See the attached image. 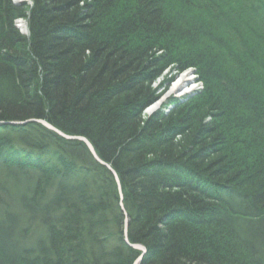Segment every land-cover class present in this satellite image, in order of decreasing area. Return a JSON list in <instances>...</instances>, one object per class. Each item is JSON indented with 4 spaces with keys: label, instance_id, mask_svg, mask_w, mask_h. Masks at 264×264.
<instances>
[{
    "label": "trees",
    "instance_id": "1",
    "mask_svg": "<svg viewBox=\"0 0 264 264\" xmlns=\"http://www.w3.org/2000/svg\"><path fill=\"white\" fill-rule=\"evenodd\" d=\"M41 1L34 0L35 8L39 7ZM152 1L135 0L134 2L141 3L140 6L124 12L126 17L122 18H127V23L122 24V28L120 27L121 29L117 31L114 25L116 32L114 30L112 32H115L116 48L119 50L111 51L107 47H110L109 44L112 41L115 42L113 36L104 38L102 41L93 40L88 36L87 41L77 42L75 33L73 37L53 33V30H50L52 25L48 26L49 29L44 28L43 34H39L41 35L39 39H35L37 33L33 32L31 42L22 37L20 43H16L14 38L17 31L14 30L13 21L15 17L23 15L24 9H19L12 4L6 7L0 0V6L3 5V10L0 12V34L4 35V29L10 30L8 36L0 41V59L2 62L7 61L2 65L5 69L0 68L2 70H0V75L4 76L3 74L10 71L9 74L14 77L13 67L9 68V71L5 67L8 62L15 65L19 64L23 57L36 55L38 62H41L39 64L42 69V78L46 85L45 88L42 86L40 94L35 90L33 94L35 100L29 98L30 101L24 104L25 108L15 104L12 106L13 104L10 103L8 105L11 107L9 114L13 117L20 114L24 118L44 119L69 136L82 135L89 139L95 146L98 156L109 163L123 179L125 197L128 195L124 206L131 215L130 227L134 232L131 242L141 243L148 250L143 264H152V262L157 264H242L239 259L243 261L245 255L240 248L234 249L231 246L233 238L230 240V247L227 248L225 247L227 242L224 239L220 240L221 243L217 241L220 236L218 231L227 233L226 226L229 220L226 223L215 220L216 215L212 213V208H214L212 206H220L222 215L226 216L229 213V206H236L238 200L246 209H253V220H261L264 228V210H261L264 206V41L253 45L252 42L251 44L247 42L249 47L245 43L246 50H236L233 48L234 42L230 40L229 33L218 30L217 23L213 29L210 27L212 24L206 20L208 19L206 11L199 6L200 0H187L188 4L174 0V7L166 10H164V3L154 5ZM207 2L218 7L215 10L216 13L233 11L235 13L232 14L233 19L238 24L235 25L238 30L241 16L254 13V20L257 22L256 13L264 11L261 4L264 0H207ZM55 3L53 2L54 5ZM248 3L250 5L248 10L242 12L241 8ZM100 9H96L97 12ZM236 9H240V12ZM35 14L36 12H33L32 15ZM55 14L57 15V12ZM200 14H203L205 19L200 17ZM68 16L69 14L66 13L65 17H61L63 18L61 21L56 20L57 23L65 25L66 22H72L76 18ZM168 16L172 20H169ZM223 16L225 18L228 15ZM43 18L50 19L52 16L48 15ZM242 20L244 23L253 21L251 16ZM75 21L74 24L83 25L81 20L76 18ZM204 21L205 26L217 35L215 37L208 34L207 39L217 41L227 48L231 46L229 50L237 52H231L236 56V60H226L223 54H212L209 43L205 41L207 39L201 38L200 33H194V31H201L204 35L205 31L200 27V25L203 26ZM216 21L220 22L218 18ZM185 26L191 29L183 31L186 29ZM261 29L264 30V26ZM260 33L261 31L258 34ZM173 34L181 36L180 40L175 39ZM118 38L121 39L118 40ZM153 41L154 43L151 44ZM24 42L32 45L28 46ZM198 42L204 43L206 48H201ZM207 47H209L207 53L209 52L210 57L203 59L202 54H204L203 51L206 52ZM159 51L164 53L166 59L162 65L154 63L153 69L148 64L153 62V55ZM88 52H90L91 61L86 63L82 57ZM242 52H248L246 59H240ZM71 54L75 57L69 61ZM46 58H49L51 63L46 61ZM170 66L179 71H185L188 68H194L197 71L205 87L200 98L207 106L215 110L213 116H209L219 115L218 118L222 117L223 121L227 117L229 120L226 122L230 123L231 134L221 129L222 123L220 122L210 126V124H203L200 120L197 128L190 122L183 123L187 122V119L178 118L177 114L171 115L167 120L156 115L145 125L141 123L139 116L143 107L142 103L151 95V91L145 87V81L139 78V75L143 73L150 75L156 70H165ZM25 74L23 77L20 75L22 82L32 78L29 72L25 71ZM53 77L57 84L47 87L46 82L52 81L53 79L50 78ZM114 81L116 83L111 86L114 85L116 90L123 88L122 94L115 95V97L108 96L105 88H109L110 83ZM229 90H232L231 93ZM5 103L4 100L0 101V114L4 113L2 107ZM236 122H240L243 127L235 128ZM184 124L188 126L191 124L192 128L201 131V143L191 139L187 144L175 145L173 139H168L171 131H179L173 125L186 128ZM19 129L21 131H12L9 135L14 134L19 137L14 139V142L18 141L23 145L30 144L31 147H27L26 151L31 149L32 154L22 151L17 157L4 156L3 153H12L11 151L16 150L17 147L14 142L11 143L0 137V182L15 183L18 190L16 194L1 184L4 189L0 193L2 194L0 197V264H81L76 260L79 256L83 258L82 255L85 261L83 264H132L137 257L136 252L125 249L126 254L129 255L128 260H120L116 256L117 250L108 248L111 245L109 238H114L110 233V227L112 228L115 223L117 226L113 231L116 232V241L118 240L119 245H123L121 247L126 248L122 242L123 219L120 200L110 172L95 162L83 143L68 142L38 124H29L26 128L19 127ZM255 130L262 135L260 140L251 139ZM235 135L238 137L234 138ZM224 148H229V150L224 151ZM150 155L153 156L151 161L147 157ZM214 155L217 158L210 162L209 160H212ZM72 156L73 158L76 156L77 161L81 162L83 168L81 173L84 172L86 176V187L88 193L91 191L89 194L93 198L88 199L85 196L81 200L82 203L78 204L74 196L70 197L68 210L53 212L54 204L59 202L60 197L53 198L52 193L48 192L49 198L44 192V185L52 182L51 177L48 178L51 175L50 170L57 171V164L60 160L71 161ZM137 167L155 169L165 176L162 181H170L162 190L156 187L154 195V198L162 203L170 201V208L165 205L160 206L157 213L150 215L144 214L140 206L133 208L130 204L133 196L140 194L139 192L143 191L145 185L139 184V180L135 182L131 175L127 176L124 173L137 170ZM93 172L101 179L104 178L103 185L102 183L97 185L95 177H92L93 180L88 177L94 175ZM257 173L260 177L257 181H252V174ZM68 174L71 173L68 172ZM192 178H198L206 189L202 190L200 183L189 185L188 180ZM105 186L107 189L104 188ZM102 188L106 189V194L102 192ZM205 192L214 195L212 201L208 200V203L213 205L206 203L207 206H202L197 201L199 197L201 199L205 197ZM47 197L48 199H45ZM40 198L54 204L47 205V209L44 208V212L38 214L42 217L38 224L39 231H35V236L38 237L35 244L37 251L31 256L32 261L28 262V259L24 258L28 254L19 253L18 249L13 250L9 247L6 236L11 229L14 231L22 228L21 230L30 233L22 221L25 219L26 225L33 221L29 215L30 212L40 213L39 209L33 210V204H38ZM8 199L12 204L7 209L2 203L6 204ZM140 200L143 202L147 199L142 197ZM12 205L18 208L14 209ZM24 208L28 212L26 218L19 213V210L22 212ZM179 209L182 210L178 211ZM114 210L119 211L118 216H115ZM235 210L230 209V215H235ZM74 211L76 217H72ZM77 211L83 212L82 218H79L80 213L78 214ZM170 211L171 213L167 214ZM238 211L237 215L240 214L239 209ZM99 212L108 213V215L103 216L105 223L101 224L100 236L94 243L89 233L100 229V222L94 220ZM176 212L182 215L178 220L174 216ZM17 214L20 216L18 217ZM196 215L201 218L200 227L194 223ZM17 217L18 221L13 225L12 223L15 222L12 219H17ZM241 220L245 226L242 230L243 234L249 237V234L252 235L250 228H254L252 220L242 218V216ZM57 221L64 222L72 229L66 228L61 223L57 224ZM42 225L45 231L41 232ZM263 228L261 230H264ZM61 231L66 233L68 231L69 234L77 236L73 242H67L70 243L69 245L65 243L63 249L61 245L69 239L72 241V237L68 238L66 236L68 234L63 235ZM152 232L154 236L151 235ZM255 235L254 232V235L246 240L251 241L250 244L257 240L264 247V231L259 237ZM12 237L15 235L13 234ZM79 243L85 245L86 250H73L72 245ZM93 244L96 246L94 247ZM238 246L240 247V244ZM247 246L243 244L246 249ZM95 255L98 257L96 262L92 261ZM246 255L250 257L249 260L252 259L251 264H264V248L254 255L246 251Z\"/></svg>",
    "mask_w": 264,
    "mask_h": 264
},
{
    "label": "rangeland",
    "instance_id": "2",
    "mask_svg": "<svg viewBox=\"0 0 264 264\" xmlns=\"http://www.w3.org/2000/svg\"><path fill=\"white\" fill-rule=\"evenodd\" d=\"M1 1L3 4V2L6 3V2H9L10 0H1ZM11 1H13L12 3L17 8L24 9L23 15H21L19 17H15L14 21H13L14 30L17 31V35H15L16 37L14 36L16 43L19 42L20 40H22V37L25 38L27 41L31 42V40L33 38V32L37 33V34H35V39L36 40L39 39V37L43 34L46 27L48 28L49 25L53 26L50 29V30H53V33L56 32V33H59L61 35L64 34V35H68V37H73L75 30L73 29V27L71 25L72 24L71 21L66 22L65 25L57 23V21L59 22L63 18L56 15L55 12H57V14H60V13H63V10H65L66 13L69 14V16L78 17L77 20L81 19L83 22V25H81V27L85 26L86 28L89 29L88 30L89 35H90L89 37L93 38V40L95 39L96 41H98V40L102 41V40H104V38H106V39L108 37L111 38V36L116 37V35H114L115 32L122 28V24L127 23V18H122L123 16L126 17V15H124V13L120 14V12L122 10L121 5H124L123 6L124 10L126 8H131V9L136 8L135 6H137L134 4L135 0H108V1H110L109 3L112 5H109L107 8L105 7V9L102 7H99V6L97 8V5H95L96 6L95 7L93 3L96 1H94V0L93 1L92 0H74V4H69V3H71L72 0H55V1L54 0H42L39 7L36 6V8H35L34 0H11ZM90 1H92V3ZM173 1L174 0H153L152 3H154V5H159V4L164 3V7H165L164 10H166V9H172L174 7ZM180 1L182 3L188 4L187 0H184V1L180 0ZM53 2H56L55 5L53 4ZM191 2L193 3V1H191ZM200 2H201L199 5L200 8L204 9V11H206V14H207L206 17H208V19H206V20L208 22H211V24L215 23V25H216V23H217L218 30L222 31L223 33H224V31H225V33L226 32L229 33L230 40L234 42V46H233L234 49H236V50L245 49V45L243 48H241V43L239 42L240 31L231 29V28H235L238 25L233 19L234 15H232V14H235V13L233 11H227V12H222V13L217 12L216 13L215 10L218 7L215 6L213 3H210L212 1L207 2V0H200ZM216 3L218 4V2H216ZM95 4H97V3H95ZM2 6H0V12H1V10H3ZM249 6L246 7V5L244 4V7L241 8V9H243L242 12H246L248 10L247 8H249ZM96 8L97 9L101 8L102 10L100 9L99 12H97ZM131 9H129V11ZM103 10H104V13L99 14L100 11H103ZM236 10H238L240 12V9H236ZM33 12H36V14L32 15ZM238 14L240 15L241 13H238ZM238 14H237V16H238ZM48 15L52 16V18H50V19L49 18L48 19L43 18V17L48 16ZM217 15H220V16L218 17ZM223 15H228V16H226L224 18ZM32 16H33V19H32ZM56 16H58L59 18ZM246 16H248V14ZM56 18H58V19H56ZM215 18L216 19L218 18V20L220 22L216 21ZM129 20H130V18H129ZM134 23H136V22H134ZM77 25H79V23ZM92 25H94V26H92ZM114 25H115L116 31L113 28ZM184 28H186V29L183 31H189L191 29V28L189 29L188 26H185ZM62 29H64V30L62 31ZM83 29L85 30V28H83ZM113 30L115 31L114 33H112ZM4 31H5L4 35H3V33L0 34V41L5 36H8V33L10 30L8 31V29H6V30L4 29ZM194 33H198V34L200 33L201 35H203L201 31H199V32L194 31ZM39 34H41V35L39 36ZM2 35H3V37H2ZM207 36H208V34L203 35L201 38L207 39ZM17 37H19V38H17ZM115 37L113 39V40H115V42L112 41V43L109 44L110 47H107V48L111 49V51H118L119 50V49L117 50V48H116ZM120 39L118 38V40H120ZM205 41L209 43V47L213 51V52H211L212 54L213 53L218 54V55L223 54L226 57V60L231 59L234 61L237 59L236 56L233 53H231L234 51L229 50V48H231V46L229 48H227L226 46H222L217 41L215 42L214 40H208L207 39ZM25 43H27V42H24V44ZM107 43H108V41H107ZM250 44H251V42H250ZM27 45L30 46L32 44L27 43ZM246 45H247V47H249L247 43H246ZM234 53H237V52H234ZM73 55L74 54H71L69 56V58H68L69 61H71V59H73V57H75ZM90 58H91L90 52H88L84 57H82V59L85 60L86 63H87V61H91ZM45 60L48 61L49 63H51L49 61L50 60L49 58L48 59L46 58ZM67 62L68 61H66V63ZM39 63L41 64V62H38V60L36 59V55H32L29 57L28 56L23 57V60H21V62L19 64L14 65V63L8 62V65L5 66V67H7L8 71L10 70L9 68L13 67V72L15 74L14 77H13V75L11 77V74H9L10 71L6 74H3L4 76L0 75V101L4 100L6 102L4 104V107H2L3 108L2 111L4 113L0 114V115H2V117H0V137L4 140L10 141L11 143L14 142V139H18L19 137L15 136L14 134L9 135L10 132H12V131L13 132H16V131L19 132V131H21V129H19V127L20 128H26L27 125L33 124V123L30 122L32 119L27 118V117L24 118L20 114L16 115L15 117L10 115L9 109L11 107L8 105L11 103V104H13L12 106H14V104H15L21 108H25L26 106L24 104L27 103V101H30L29 98H31L32 100H35V96L33 95L35 93V90H37V92L39 91L38 94H40V90L46 87V85L44 84V80L42 78V76H43L42 75V69H41V66ZM2 65H4V64H2V61L0 59V68L1 67L4 68ZM10 65H13V66H10ZM148 65L151 68H153L155 64L153 62H151ZM25 71L29 72V74H31L30 77H32V78H31V80L27 79V80H24V82H22L20 80V75L22 77L24 75H26ZM188 71H192L191 73H192V77L194 79H193V84L191 86H193V87L190 86L188 88V90H184V91H181L179 93L178 92L176 93V91H174L176 89L175 88L176 83H178L179 80L182 78L181 76L186 75ZM50 79H53V80L46 82L47 87L52 85V84H57L54 77L50 78ZM114 83H116V82L115 81L111 82L110 86ZM144 85L146 88H148L151 91V95L149 96L150 98L148 99L149 101H148L147 106H145V108H142L140 110V111H142L140 113V116H139L141 121L142 120L145 121V119L149 120V119L155 117L156 115L161 116V119L165 118L164 120H167V118H169L171 115L177 114L178 118L187 119V122H183V123L190 122L192 125L197 126V128L199 127L200 120L203 121V124H206V125L210 124V126H213L212 121L214 119H212V117L209 115L214 114L215 110L211 106H207L204 103L203 99L200 98V95L205 90V87H204L203 82L201 81L200 76L198 75L197 71L194 68L193 69L188 68L185 71H179L177 68L175 69L174 67L168 68L165 70V72L162 75L155 76L152 80H149ZM42 86H43V88H42ZM110 86H109V88H111V87L112 88L111 89L105 88V92H107L108 96L113 95V97H115V93L113 94L112 92L116 91V88L114 85L111 87ZM120 89H122V88H120ZM120 94H122V92ZM41 95L43 96V94H41ZM31 103L33 104V102H31ZM151 105H154V107L151 110L147 111L146 108L151 106ZM47 110L49 111V109H47ZM4 114L6 116H4ZM53 114H51V115H53ZM54 116H57V115H54ZM38 119L39 118H36L33 120L37 121ZM39 120H43V121H45V124L50 125L51 127H54L49 121H46L44 119H39ZM227 120H229V119L226 117V120L223 121L220 126H221V129L223 128L224 130H227L231 134L232 133L231 126H230V123L226 122ZM195 123L196 124L199 123V124L196 125ZM37 124L41 125L42 127L46 128V129L48 128L43 123H37ZM191 124H189V126L184 124V127L186 126V128H182L183 126L181 127L179 125H173V127H177L179 129V131L178 132H175L174 130H173L174 132L171 131V133H170L171 136L168 137V139H171V140L173 139V143H175V145L187 144L188 141L191 139L197 140V142L201 143V138H200L202 135L201 131H198V130H195L194 128H192L190 126ZM54 128H56V127H54ZM167 128H168V125H167ZM6 129L8 131H6ZM56 130H58V131H56L55 134L62 137L65 140H67L68 142H70V141L71 142H79V141L81 142L82 141L81 143H83L87 147L85 142H83V140H81V139H86L91 144L89 139L85 136L76 135L79 137L76 139L75 137H73V135L69 136L58 128H56ZM59 131L63 135L58 133ZM237 137L238 136H236V135L234 136V138H237ZM209 142H211L210 139H209ZM11 143L9 145H11ZM14 144L17 147L16 150L13 149V151H11L12 153H10V152L3 153L4 156H7L9 158L17 157L20 152L26 151L27 147H31L30 144L23 145V143L18 142V141H15ZM91 146L94 147V149H95V146H93V144H91ZM226 149L229 150V148H224L223 150L226 151ZM95 151H96V149H95ZM88 152H89V150H88ZM27 153L32 154V153H30V150ZM72 153H74V151H72ZM35 154H38V153H35ZM89 155L92 156L93 159L95 160V162L99 166L102 167V164L97 161L96 157L91 155V151L89 152ZM147 157H148L149 161L153 160L152 155L147 156ZM71 158H73V156ZM216 158H217L216 155H214L213 159L209 160V161L213 162V160H215ZM74 159H76V160H74ZM61 160L57 164V166H58L57 171L54 172V171L50 170V174H51L50 177H51L52 182H51V184L48 183L49 185L47 183L44 185V192H46L47 195H48V192H51L53 195V198L60 197L59 201L62 199L63 196H67V197H69V199H71L70 197L73 198V196H74L75 200L78 202V204H79V202L82 203L81 200L85 196L88 199L93 198L89 194V193H91V191H89V193H88V190L86 187L87 184L85 182L86 176H85L84 172L81 173L82 169H83L81 166L82 164H81V162L77 161L76 156L71 161H68L66 159H61ZM100 161H102L103 163L105 162L101 158H100ZM108 165H109V167H103V168H105L106 170H109L111 168V165L110 164H108ZM67 168L70 169L68 172L71 174H68ZM0 171H1V169H0ZM93 174H94V172H93ZM116 174H118L117 171H116ZM95 176L97 177L96 178L97 180L94 178V180L96 181V184L97 185L101 184L103 182L104 178L101 179L100 176L98 177L96 174L90 175L88 177L90 179H92V177H95ZM82 180H84V183H82ZM1 184H3L4 187L6 186L9 189H11L12 192L18 194L17 193L18 192L17 186L15 185V183L12 184L10 182L8 184L0 182V193L4 189V187H2ZM101 185H103V183ZM115 185H116V183H115ZM80 187H82V188H80ZM99 187H102V186H99ZM72 188H73V190H72ZM104 188L107 189V186H105ZM117 192H118V190H117ZM1 195L2 194H0V197H2ZM48 197L50 198L49 195H48ZM48 197L45 199H48ZM76 197H77V199H76ZM118 197H119V193H118ZM45 199L40 198V200L37 202L38 206L40 207V209L38 208L40 210V213L44 212V207H43L42 203ZM119 200H122V198ZM85 201H86V199H85ZM3 202H5V200ZM86 202H88V201H86ZM123 203H125V202H120V205H122ZM11 204H12V202L9 199L6 201V204L2 203V205H5L7 209L9 208V205H11ZM64 204H65V202L62 201L59 205L64 206ZM88 204H89V202H88ZM235 205L236 206H234V207L232 205L229 206V211H228L229 213L228 214H230V209H232V208L236 209L234 211V213L237 216L235 218H237L238 220L235 223L229 222L227 224V226H226L228 228L227 233L218 231V232H220V234H218V235H220L219 236L220 238L218 237L217 241L221 243V241L224 239V241L227 242V244L225 245L226 248L230 247V240L232 238L231 236L236 235V234L238 235L239 232H242L241 234H242L243 238L238 240V244H239V242H241V240L249 238L252 235H254V232L256 233L255 237L256 236L259 237L263 234V231H264V230H261L262 227L255 226L253 224L254 228L253 229L250 228L252 235L249 234V237L245 236L243 234V231H242L245 228V226H243L244 224H243V221L241 220V216L243 215L242 210L245 211L244 212V215H245L247 209L244 205H241L238 200L236 201ZM251 206H253V204H251ZM13 207H14V209L18 208V206L15 207L12 205V208ZM111 207H112V205H111ZM20 209H22V207ZM120 209L122 210L121 206H120ZM238 209L240 210V212H242L241 216H240V214L237 215L238 214L237 212H239ZM261 210H264V206L261 207ZM114 211H115V216H116L119 213V211H117V210H114ZM22 212H21V210H19V213H21L22 217L23 216L25 217L26 215L28 216V212L25 211V208L22 210ZM77 212H78V214L80 213L79 218H82L83 212H79V211H77ZM18 214H17V216L19 217L20 215H18ZM105 215H108V213L105 214L104 212L103 213L99 212L98 215L95 216L94 220L95 221L97 220L98 222H100V227H99L100 229H97L95 232L93 230V232L91 231L89 233L90 236H92L94 243L97 241V239L100 236L99 232H101V230H102L101 224L105 223V222H103V216H105ZM74 216L76 217L75 211H74V215L72 217H74ZM121 216L123 219V224H122L123 225L122 231H123L124 226L129 225V227H130L132 221H131V215L128 212V210H126V209L122 210ZM174 216H175V219L178 220L180 218V216H182V215L179 212H176V214L174 213ZM18 217H17L16 221H18ZM194 218H195V221H194L195 225H197V226L199 225V227H200L201 218H199L197 215L194 216ZM20 219H21V217H20ZM72 220H73V218H72ZM117 220L119 221V219H117ZM53 221H55V219ZM73 221H76V220H73ZM111 222H112V220H111ZM22 223H24V226H25V219H23ZM60 223H59V221H57V224L60 225ZM38 224H39V222L36 224L37 229H39ZM61 224L70 230L72 229V227H68L67 224H64V222ZM115 226H117V223L113 224L112 228L110 227V233L113 234L114 238L113 239L109 238L111 245L108 248H109V250H117L116 256L118 259L128 260L129 255L126 254L127 250L125 251V249H128V248L121 247L123 245H119V243H117L118 240L116 241V238H117L116 232L113 231ZM44 229H45V227L42 225L41 226V232L45 231ZM148 229L150 230V228H148ZM32 230L33 231L30 232L31 234L26 233V231H22L20 233V235H15V237L6 236L8 238L7 240L9 241V247L13 248V250L18 249L19 253L22 252V254H24V252H26L28 254V256L24 257L25 259H28V262H29V260L32 261L33 258L31 256L33 255L34 252L37 251V247L35 246V244L37 243L36 238H38V237L35 236L36 235L35 230L34 229H32ZM214 230H216V229H214ZM260 231H262V233H259ZM61 233L64 235L66 232L61 231ZM66 234H68V235H66V236H68V238L72 237V241H71V239H69L68 241L64 242L61 245V246H63L62 249L64 248L65 243H67L69 241L71 243V242H73V239H75V237H77L74 234H69L68 231ZM151 235L154 236L155 234L152 232ZM221 235H223V236H221ZM162 242H164V241H162ZM18 243H19L20 247H18L19 246V245H17ZM70 243H67V244L69 245ZM132 244L133 245H139V247H142V248L144 247V245L141 243L140 244L132 243ZM213 244L215 245L216 243H213ZM93 246L95 247L96 244H93ZM216 246H218V245L216 244ZM72 247H74V245H72ZM65 248H67V247L65 246ZM239 248L241 249V252L245 255V257L243 258V261L241 259H239V262H241L242 264H251L252 259L249 260L250 257L249 258L247 257L246 251H245L246 248H244V247L242 248L241 246ZM143 249H144V251H147L145 248H143ZM13 250H12V252H13ZM85 250H86V248H85ZM147 255L148 254L145 253V258ZM82 256H83V258H80V256H79L76 260L77 262H80L81 264H83V262H85L83 260L84 255H82ZM86 257H87V255H86ZM136 258L137 259L139 258V260H141L140 255L137 256ZM74 264H76V263H74Z\"/></svg>",
    "mask_w": 264,
    "mask_h": 264
},
{
    "label": "bare ground",
    "instance_id": "3",
    "mask_svg": "<svg viewBox=\"0 0 264 264\" xmlns=\"http://www.w3.org/2000/svg\"><path fill=\"white\" fill-rule=\"evenodd\" d=\"M92 1H90V2L92 3ZM94 1H96V2H94L93 4L94 5H97V8H98V5L100 7H102V8H104V9H105V7L107 8L109 5H112V4L109 3L110 1H108V0H106V1L105 0H94ZM138 1H140V0H138ZM12 2L13 1H11V0H10V3L9 2H6V3H4L5 4L4 6L8 7L10 4L14 5ZM95 3H97V4H95ZM69 4H74V0H72L71 3H69ZM134 4L137 5V6H135L137 8V7L140 6L141 3L134 2ZM261 4H262V8H264V2H262ZM121 6H122L121 7L122 10H121L120 14H122L124 12H127V10L130 9V8H128V9H125L124 10V8H123L124 5H121ZM246 6H249V3ZM256 6L257 7H260L258 5H256ZM65 12L66 11L64 10V13H60V14H57V15L59 17H65V15H66ZM102 13H104V10L103 11H100L99 14H102ZM252 13H253V11H252ZM253 14H249L248 16H241L239 18L240 22L242 23V24L241 23L239 24V31H240L239 42L241 43V48H243L244 45H245V43H247V42H252V45H253V44L260 43V41H264V30L261 29V27L264 26V19H262V17H264V11H262L260 13L259 12L256 13L255 19H257V22L258 23L254 20ZM58 16H56V17H58ZM199 16L200 17H203L205 19V17H204L203 14H200ZM250 16L252 17V20L253 21L252 22L247 21V22L244 23V21L242 19H248ZM58 18H56V19H58ZM76 18L78 19V17H76ZM76 18H75V20H76ZM168 18H169V16H168ZM203 18H200V19H203ZM75 20L71 22L72 23L71 25H72L73 29L75 30V32H74L75 33V39L77 40V42H82L83 40H86L87 41V37L90 36L89 35V32H88L89 29L86 28L85 26L81 27L79 25L74 24L76 22ZM169 20H172V19L169 18ZM81 21H78V22H81ZM205 23L206 22L204 21L203 22V26L200 25V27H202V29L205 31L204 35H206V33H207V34H209V36H215V37H217V35L215 34V32H212L209 27L207 28L205 26ZM214 25H215V23H212V25L210 27L213 29ZM92 26H94V25H92ZM83 28H85V30ZM231 29L232 30H238L236 27L235 28H231ZM63 30L64 29H62V31ZM259 31H261L260 34H258ZM73 36H74V34H73ZM173 37L175 39H177V40H180V38H181V36H179L178 34H173ZM153 43H154V41L151 44H153ZM198 44L200 45L201 48H203V49L206 48V45L204 43L198 42ZM183 45L185 46L184 43H183ZM159 48H161V47H159ZM208 48L209 47H207L206 52L203 51L204 52V54H202L203 55L202 56L203 59H205L207 57H210L209 56L210 55L209 52L207 53ZM246 49L247 48H245L244 50H246ZM246 53H248V52H244V53L242 52V54L240 56V59H244V58L246 59V57H247V54ZM165 59L166 58L164 56V53L161 52V51H159V52H157V53H155L153 55V63H155L156 65H162V64H164V60ZM4 63H7V61L2 62V64H4ZM171 67H173V66H170L168 68H171ZM168 68H166V69H168ZM165 70H160V71H157L156 70L154 73H152L150 75H147V74L143 73V74L139 75V78L143 79L145 81V83H147L149 80H152L155 76L162 75L165 72ZM191 72L192 71H188L186 75H182L181 76L182 78L179 80L178 83H176V86H175L176 89L174 91H176V93L177 92L179 93V92L184 91V90H188V88L193 84V79L194 78L192 77V73ZM191 87H193V86H191ZM122 90H123V88L116 90L117 92H115V95H120V93L122 92ZM231 91L232 90H229L230 93H231ZM113 94H114V91H113ZM149 98L150 97H148L147 99H145V102L142 103V106H143L142 108H145V106H147L148 101H149L148 100ZM153 107H154V105H151V106L147 107L146 109L148 111V110H151ZM140 112H142V111H140ZM218 117H220V116L219 115H215V117H212V119H214L212 121V125H215L218 122L222 123V121H223L222 117L221 118H218ZM148 121H149L148 119H145V121L142 120L141 123L143 125H145L146 122L148 123ZM231 121H232V119H231ZM30 122L33 123V124L35 123L34 125H37V123H45V121L39 120V119L37 121L32 119ZM234 126H235V128H240V129L243 127V125L240 122H236V124H234ZM47 129L50 130V131H52V132H54V133H56V131H58V130H56V128L51 129V128L48 127ZM261 136L262 135H259V132L255 130V131H253V134L251 135V139L252 140H254V139L260 140L259 138H261ZM73 137H75L76 139L79 138L78 136H73ZM87 149L89 150V152L91 151L89 149V147ZM27 152H29V151H27ZM91 155H92V152H91ZM96 155H97V157H99L97 153H96ZM252 155H254V154H252ZM240 156L242 157V155H240ZM103 164L104 165H102V167H109V165H108L109 163L104 162ZM111 168L108 171L112 175L111 178H113L114 182L117 185V186L115 185V189L118 190L119 199L122 198V200H120V202H124L125 201V203H126L127 200H128L127 199L128 195H127V197H125V190L123 189V179L121 178V176H119V174H116V170L113 167H111ZM124 174L127 175V176L131 175V177H133V180L135 182H137V180H139L140 181L139 184L145 185V186H143V188H144L143 191L139 192L140 194L133 196V198H132V200L130 202V204L133 206V208H138V206H140V208L142 209V211L146 215H150V214L157 213L158 210L160 209V206H164L165 205V207L167 206V208H170V204H169L170 201H168V202H165L164 201V203H162V201L160 202V201H158L157 199L154 198L156 187H158L160 190H162L163 187H166L170 183V181H162L163 180V177H165V176H163V174L161 172H157L155 169L154 170H150L148 167L147 168L146 167H140V168L137 167V170L135 169V170H133L130 173L128 172V173H124ZM50 176H48V178H50ZM259 177H260V175L258 173L257 174H252V178L251 179H252V181H254V180L257 181V179ZM96 178L97 177L95 176V179ZM188 181L190 183L189 185H192V183H200L201 189L202 190L203 189L204 190L206 189V186L204 188L203 185H202V183L198 180V178H196V179L195 178H192V179H190ZM218 182L220 183V181H218ZM101 190H102L103 193L106 192V189H104V188H102ZM182 195H184V194H182ZM204 196L205 197L203 199H201L200 197L198 198L197 201L199 202V204H201L202 206H204V205L207 206V204L213 205L212 203H208V200L209 201H212L211 199H213L214 195H212L210 192L209 193L208 192H205ZM142 197L143 198H146L147 200L142 202L140 200V198H142ZM178 199H181V198H178ZM62 201L65 202L64 207H60V205H59ZM55 203L56 204H54L52 202L50 203V202H47V200H45V201H43L42 205H43V207L45 209H47V207H46L47 205H51V204L53 205L54 204L55 205L54 206L55 209L52 210L53 212L54 211L55 212H59V210H61L63 212L64 209H67L68 210V206H69V203H70L69 202V197L63 196L62 199L59 202L57 201ZM123 204L120 205V206H121L122 210H125V206ZM33 206L35 208V209L33 208L34 211L36 209L38 210V208L40 209V207L38 206V204H36V205L33 204ZM212 207H214V208H212V213H214V215H216L215 216V220H220L221 222H224V223H226V221H228V220H229V222H232V223L236 222V219L237 218H235V217H237V216L230 215V214H227L226 216H223L222 215V210H221V207L220 206H215L214 205ZM181 210L182 209H179L178 211H181ZM252 210L253 209H248L247 208L245 215H244V212L245 211L242 210V212H243L242 218L245 216L244 218H246V219L249 218L250 220H252L251 223H253L255 226L262 227L261 220H258V221L253 220ZM171 211L168 212L167 214H170ZM242 212H240V214ZM237 213H239V212H237ZM38 214H41V213H39V212L31 213L30 212L29 215L31 216V218L33 219V221H31L30 223H27L25 225L26 228H28V230H29L28 232L33 231L32 229H34L35 231H39V229L36 228V224L41 220V217L42 216H40ZM210 220L211 219H209V221ZM12 221L15 222V223H12L13 225L16 224V219H12ZM57 227H60V226H57ZM21 229L20 230H16L15 229L14 231H13V229H11V231H9V233H7V236L12 237L13 234L14 235H17L18 233H20V231H23ZM121 232H122V242L124 243V245L126 246V248L131 249L134 253L137 252L136 253L137 256L140 255V257H141L140 258L141 260H139V258L138 259L135 258L132 264H143L142 262L145 259V253L148 254L147 247H145V246L143 247L147 251H144V250L142 251V249H139V245H133L132 244V242H131V239H132L131 236L134 235V232H133V229H131V227H129V225L128 226L125 225L124 226V230L121 231ZM239 234L238 235L237 234L236 235H233V237H232L233 238V241L231 242V246L234 249L235 248L236 249L239 248V246H238V240H240L241 238H243L241 232H239ZM250 242L251 241H248L246 239H243L239 244H240V246L242 248H243V244L248 245L247 246V249H249V250H247V249L246 250L244 249V250L247 251L248 253L253 254V255L256 254V253H260L263 250L264 247H263V245H262L261 242L259 243V241H257V240L256 241H253L252 244H250ZM100 247L101 246H99V248ZM75 249L76 250H79L80 249V251L81 250L83 251L85 249V245H83L81 243L80 244H75V246L73 247V250H75ZM164 253L165 252H163V254ZM97 258L98 257L95 255L94 258L92 259V261L96 262L97 261ZM152 264H157V263L156 262H152Z\"/></svg>",
    "mask_w": 264,
    "mask_h": 264
},
{
    "label": "water",
    "instance_id": "4",
    "mask_svg": "<svg viewBox=\"0 0 264 264\" xmlns=\"http://www.w3.org/2000/svg\"><path fill=\"white\" fill-rule=\"evenodd\" d=\"M43 124H45V123H43ZM45 126L51 128V129H54V128L51 127L50 125L45 124ZM58 133H60L61 135H63L60 131H59ZM81 140H83V142H85V144L87 145V147H89V149H90L91 152H92V155H93L94 157H96L97 161L100 162L102 165H104L103 162L100 161V158L97 157L94 147H92L91 144H90L86 139H81ZM139 249L144 250L142 247H139Z\"/></svg>",
    "mask_w": 264,
    "mask_h": 264
}]
</instances>
